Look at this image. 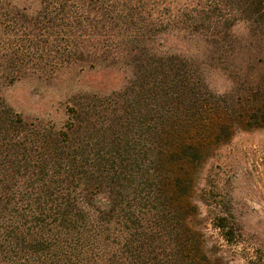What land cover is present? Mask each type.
Listing matches in <instances>:
<instances>
[{"label":"trees","instance_id":"obj_1","mask_svg":"<svg viewBox=\"0 0 264 264\" xmlns=\"http://www.w3.org/2000/svg\"><path fill=\"white\" fill-rule=\"evenodd\" d=\"M171 32L198 37L237 92L158 48ZM76 65L128 78L71 95L59 127L0 96V264H228L204 247L192 192L218 145L264 124V0H0L1 77Z\"/></svg>","mask_w":264,"mask_h":264},{"label":"rangeland","instance_id":"obj_2","mask_svg":"<svg viewBox=\"0 0 264 264\" xmlns=\"http://www.w3.org/2000/svg\"><path fill=\"white\" fill-rule=\"evenodd\" d=\"M232 30L243 43L247 41L250 52L245 23L238 21ZM158 48L193 57L213 91L237 92L234 81L239 79L234 71L230 74L209 66L205 45L198 37L171 32ZM242 51L239 58L248 55L246 47ZM119 68L76 65L60 70L54 78L31 76L10 83L0 76V96L24 118L59 127L66 121L71 95L120 89L127 81L128 70ZM192 199L195 221L209 252L228 264H264V124L237 128L227 142L217 146L195 174Z\"/></svg>","mask_w":264,"mask_h":264}]
</instances>
